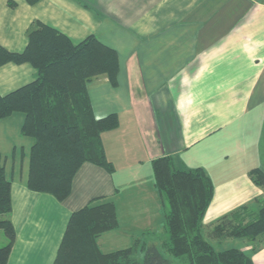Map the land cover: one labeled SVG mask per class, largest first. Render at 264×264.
Segmentation results:
<instances>
[{"label":"crops","instance_id":"1","mask_svg":"<svg viewBox=\"0 0 264 264\" xmlns=\"http://www.w3.org/2000/svg\"><path fill=\"white\" fill-rule=\"evenodd\" d=\"M35 21L75 43L94 35L117 52L114 84L101 75L88 85L95 117L115 113L119 120L101 136L115 171L83 164L61 202L32 192L26 185L31 139L18 129L15 139L5 140L8 124L0 153L16 237L6 264H54L70 215L99 197L114 202L118 219L116 229L97 238L100 251L102 239L117 235L121 222L135 231L134 240L161 246L166 206L151 170L159 157L209 176L214 189L205 226L264 198L249 176L264 171V0H0V45L22 51ZM34 78L29 64H5L0 93ZM250 247L247 242L240 249ZM251 258L264 264V242Z\"/></svg>","mask_w":264,"mask_h":264},{"label":"trees","instance_id":"2","mask_svg":"<svg viewBox=\"0 0 264 264\" xmlns=\"http://www.w3.org/2000/svg\"><path fill=\"white\" fill-rule=\"evenodd\" d=\"M26 38L20 52L0 45V67L29 64L35 70L31 82L0 93V120L23 114L20 134L31 139L27 188L61 202L69 196L73 178L83 164L101 167L110 175L115 171L106 158L101 136L117 129L119 120L115 113L95 117L88 85L101 75L114 84L118 56L94 35L75 43L41 21L32 24ZM151 170L166 206V239L160 247L137 238L130 247L102 253L97 238L116 229L118 219L114 202L99 197L70 215L54 264H172L168 257L179 264H253L251 255L264 242V198L205 226L203 219L214 189L205 171L179 167L171 156L152 160ZM249 176L264 190L263 170L253 169ZM10 213L11 182L0 153V231L6 240L0 246V264L7 263L16 237ZM228 239L246 240L250 252L220 249Z\"/></svg>","mask_w":264,"mask_h":264},{"label":"rangeland","instance_id":"3","mask_svg":"<svg viewBox=\"0 0 264 264\" xmlns=\"http://www.w3.org/2000/svg\"><path fill=\"white\" fill-rule=\"evenodd\" d=\"M20 117H23V114L15 113L11 116V118L1 121L0 122V137L2 136L1 134L3 133L2 130H5L4 128H6V126L9 124L11 125L12 129H9L10 133H8V135L3 136V138L5 140H8L9 142L10 140L15 139L14 131L16 132V130L20 129L19 127ZM0 146L2 147L1 142H0ZM2 148H6V147H2ZM7 170H8L7 173L9 174V169ZM157 228H160L159 231H162L159 225H157ZM133 232L135 231L132 228H130L128 225L121 222L120 228L117 230V232H115L117 235L106 236L105 238L102 239L101 246H100L101 251L106 252L107 250L115 249L118 247H125V246L128 247L132 245L134 238H135V237L131 238V235L133 234ZM0 233L2 232L0 231ZM156 233H159L158 235L161 234V232H158V231ZM111 235H114V234H111ZM0 241H1V234H0ZM246 243H247L246 240L228 239L221 243L220 249L221 248H225V249L226 248H243V246H246ZM168 258L173 260L174 264H179L177 260H174L171 257H168Z\"/></svg>","mask_w":264,"mask_h":264}]
</instances>
